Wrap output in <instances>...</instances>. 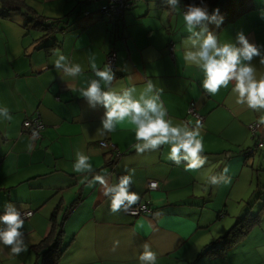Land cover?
Wrapping results in <instances>:
<instances>
[{
	"label": "crops",
	"instance_id": "crops-1",
	"mask_svg": "<svg viewBox=\"0 0 264 264\" xmlns=\"http://www.w3.org/2000/svg\"><path fill=\"white\" fill-rule=\"evenodd\" d=\"M160 1L151 2L164 13L147 17V22L127 14L118 23H107L99 18L100 7L91 6L100 4L98 0H26L38 16L66 19L71 26L57 32L59 45L49 51L41 49L48 43L35 48L40 34L36 31L29 39L20 15L0 18V108H8L12 117L10 121L0 117V214L9 202L21 213L34 212L23 228L27 251L10 255V249L0 245V264H37L35 247L56 231L55 226L64 231L65 253L60 264H139L144 243L157 254L156 264H264V213L262 223L229 247L224 256H202L245 215L252 199L264 198L256 197L264 194V187L258 186L245 210L232 212L229 202L219 200V191L215 193L205 182L207 175L215 174V165H221L220 172L228 167L231 180L238 172L240 177L247 171L258 173L261 166L256 167L255 162L247 171L245 165L250 150L264 141V126L256 135L250 132L249 126L257 123L261 113L236 105L230 95L231 84L215 96L205 93L203 73L183 59V41L190 35L184 27L183 10H170ZM257 5L258 10L226 26L218 35L219 41L235 43L242 31L250 42L264 46V0ZM134 26L140 27L135 34L131 32ZM111 54L117 56L113 90L135 85L134 95H138L151 80L161 90L160 99L174 125L190 122L189 126L195 127L196 120L187 112L196 104L205 120L200 132L208 162L202 170L189 172L183 164H174L168 159L166 145L137 155L131 148L136 140L130 127L118 125L115 132L100 134L104 107H91L78 91L68 89L67 83L77 89L86 87L96 78L89 58L94 57L103 70ZM58 55L80 64L82 74L75 80L62 79L63 73L54 67ZM252 63L257 78L264 75L259 58ZM101 86L107 90L103 82ZM37 116L45 128L41 139L35 141L24 133L23 124ZM101 142L122 153L114 166V149L101 148ZM77 151L88 156L94 173L105 176L109 183L131 175L130 191L140 197L132 206L150 201L155 213L139 217L127 216L123 209L112 213L110 200L102 195L99 184L89 186L86 174L74 171ZM256 152L263 155L264 149L255 148ZM150 182H157L159 188L150 190ZM250 182L253 185V178ZM261 204L262 200L255 204L253 212ZM226 217L232 218L233 225L214 238L210 227ZM116 241L119 243L113 250Z\"/></svg>",
	"mask_w": 264,
	"mask_h": 264
},
{
	"label": "clouds",
	"instance_id": "clouds-1",
	"mask_svg": "<svg viewBox=\"0 0 264 264\" xmlns=\"http://www.w3.org/2000/svg\"><path fill=\"white\" fill-rule=\"evenodd\" d=\"M164 3L173 11L181 6V0H164ZM182 17L184 27L190 34L183 41V59L186 64L203 73L201 87L205 93L215 96L221 88H228L231 84L230 95L234 97L235 104L261 113L257 125L264 126V75L257 78L252 63L254 58H259V64L264 67V46L250 42L242 31L237 33L235 43H221L208 25L216 24L219 27L224 18L219 8L210 12L204 0H200L199 4L193 2L185 5ZM261 19H264V10H261ZM89 66L96 78L88 81L86 87L77 89L67 83V88L72 92L78 91L91 107L95 108L98 104L104 107L102 127L99 128L101 135L115 132L118 125L130 127L136 140L131 148L137 155L159 151L166 145L169 149L168 159L177 166L183 164L185 171L198 172L205 167L208 157L203 155L204 144L199 121L195 127H190V122L174 125L160 99L161 90L151 80L145 83L138 95H134L137 93L135 85L117 92L112 87L117 73L111 67L99 69L94 57L89 58ZM54 67L63 73L62 79L67 77L75 80L83 72L80 64H72L64 55H58ZM101 82L107 90L102 88ZM0 117L9 121L12 119L6 107L0 108ZM36 137L34 131L32 138ZM31 147L30 144L29 150ZM73 168L76 173L86 174L84 180L89 186L99 184L102 195L110 200L112 213L122 209L127 211L140 199L137 193L130 191L133 182L131 175H122L117 183H109L108 178L94 173L89 157L79 151L76 152ZM228 172V167H224L219 173L207 175L205 182L211 186L229 184L231 177ZM89 175L91 179H88ZM30 215V212L22 214L11 202L4 205V211L0 214V245L9 248L10 255L27 251L23 228L25 218ZM118 243L114 242L113 250ZM141 247L143 250L139 255V264H156L157 254L151 250L150 245L144 243Z\"/></svg>",
	"mask_w": 264,
	"mask_h": 264
},
{
	"label": "trees",
	"instance_id": "trees-1",
	"mask_svg": "<svg viewBox=\"0 0 264 264\" xmlns=\"http://www.w3.org/2000/svg\"><path fill=\"white\" fill-rule=\"evenodd\" d=\"M162 2L164 5H166L163 0L160 1V3ZM193 2L199 4L200 0H181L180 8L184 11V6ZM204 2L206 5H208L210 12L214 11L216 8H219L220 15L224 18L222 24H220L219 27H217L216 24L208 25L209 29L217 36L229 24L236 22L238 19L246 16L250 12L259 9L256 0H204ZM0 8V18L9 19L12 18L13 15H20L25 20V28H27L29 32L31 29L39 32L40 38L36 40V49H39L44 45V43L48 44L41 48L43 50L49 51L51 49L57 48L59 45L56 37L57 32H64L68 30V27H71L67 24L66 19L47 20L46 18L38 16L34 10L27 6L26 0H0ZM79 15L80 14H76L78 17ZM71 16L72 15H69L68 17ZM73 27H75V25H73ZM49 43L53 44L49 45ZM257 145L258 143H256V146ZM255 148L250 151L253 153ZM250 151L246 152V154H249ZM112 152L114 153V156L112 157V165L114 166L116 160L119 157L117 155V151L112 150ZM259 196H264V194L260 192L258 197ZM260 200H262V204L259 210L253 212L252 209H254V205ZM248 206L249 208L245 215L236 221L234 226L225 236L221 237L220 240L217 241L212 247L207 248L202 256L209 257L211 259L224 256L229 247L244 240L253 228L262 223V216L264 213V198L252 199V201L248 203ZM54 228L56 231L51 232L47 239L35 247V252L38 256L37 264H60L61 262L62 256L65 253V247H63L62 242L64 231L62 226L58 230L56 226Z\"/></svg>",
	"mask_w": 264,
	"mask_h": 264
},
{
	"label": "rangeland",
	"instance_id": "rangeland-1",
	"mask_svg": "<svg viewBox=\"0 0 264 264\" xmlns=\"http://www.w3.org/2000/svg\"><path fill=\"white\" fill-rule=\"evenodd\" d=\"M148 1V0H147ZM147 1H137L136 5L132 8V10L130 12H127V14H133L135 16V18H138V22L146 20L147 17H151V18H156L159 17V14L164 13L162 12V10L157 8L156 2H147ZM259 0H256V3L258 4ZM148 3H150L151 6H148ZM101 4V3H100ZM99 3H91L92 8L96 7V9H98L99 7L101 8ZM177 12H180V9L176 10ZM126 14V16H127ZM179 17H181L180 15H178ZM178 16H175L178 17ZM150 20V19H149ZM148 19L145 21L147 22ZM111 27H113L112 24ZM140 31V27L138 26H134L132 27V33H137ZM37 32L35 30H30V35H29V39L36 36ZM122 154V153H121ZM252 156V159H250L249 157ZM247 164L245 165L246 167V171L249 169L248 167L250 165L253 164V162H255L256 167L261 166V169L259 170L258 173H254V174H249L248 171L245 174H242V176L240 177L239 172L234 176V180H231V183L229 184H221L218 186H212L214 188V192L216 193L217 191H219V200H226L227 202H229V208L230 211H235L237 210H242L244 207V210L247 206V203L249 202V200L251 199L252 195H253V191L255 189H257L256 187L261 186L264 187V152L263 155L260 154L259 152L256 153H251L249 156L247 155ZM220 166L221 165H215L214 168V172L215 173H219L220 172ZM250 178H253L254 183L253 185H251L250 182ZM208 188L211 187V185L207 186ZM233 191V192H232ZM256 197H258L256 195ZM219 203L223 204L222 201H218ZM216 205V202H215ZM234 221L232 220L231 217H226L224 220L215 223L214 225H212V227H210L211 230H213V234H214V238L218 237L220 234L224 233L227 231V229H229L232 225H233ZM226 225V227H225ZM234 226V225H233ZM220 237V236H219Z\"/></svg>",
	"mask_w": 264,
	"mask_h": 264
},
{
	"label": "built area",
	"instance_id": "built-area-1",
	"mask_svg": "<svg viewBox=\"0 0 264 264\" xmlns=\"http://www.w3.org/2000/svg\"><path fill=\"white\" fill-rule=\"evenodd\" d=\"M100 3L102 2V6L98 11L99 18L101 21H105L107 23H118L122 21L129 12L133 6L136 5L137 1H142V0H98ZM90 14H86V17L89 16ZM117 56L116 54H111L107 58L106 66L111 67V69L115 72H117ZM188 115L192 116L197 124V122H200V126L202 127L204 124V118L198 113L197 107L195 103H192L190 108L188 109ZM44 125L41 122V119L39 116L34 117L32 119H28L24 122L23 124V131L25 134H28L31 138L33 136V132L35 131L37 133V137L33 140H40L41 139V133L44 130ZM261 126H258L256 124H252L249 126V130L253 135H256L257 132L260 130ZM101 148L105 150H109L110 147L115 150L114 146H110L107 142H101L100 143ZM258 150H263L264 149V141H258L257 145ZM117 155L119 156L120 153L117 152ZM159 188L157 182H150L149 183V189L150 190H157ZM31 213L30 216L26 217L25 220H29L33 215L34 212L28 211ZM25 213V212H24ZM23 214V213H22ZM125 214L130 217H139L142 215H153L154 214V209L152 208L151 202L146 201L144 203H139L136 206H133L129 208L127 211H125Z\"/></svg>",
	"mask_w": 264,
	"mask_h": 264
}]
</instances>
